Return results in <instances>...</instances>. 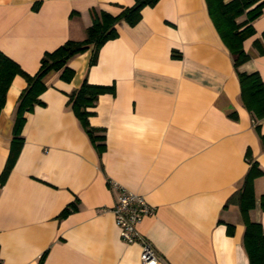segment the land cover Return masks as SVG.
Here are the masks:
<instances>
[{"label": "crops", "instance_id": "obj_1", "mask_svg": "<svg viewBox=\"0 0 264 264\" xmlns=\"http://www.w3.org/2000/svg\"><path fill=\"white\" fill-rule=\"evenodd\" d=\"M135 1L0 0V50L33 74L44 52L85 38L91 9L116 15ZM252 26L243 40L249 57L235 67L206 0H158L136 24L117 23L94 63L91 47L70 58L69 80L51 71L0 181L4 264H38L44 252L42 264H143L140 244L119 236L112 207L120 188L154 207L137 229L156 264H249L238 205L227 200L249 158L264 171V118L244 105L238 81V72L256 71L264 82V10ZM83 79L113 86L88 108L89 123L105 135L100 152L68 103ZM25 85L16 74L0 111V174ZM253 191L248 216L264 231V175ZM71 202L77 208L59 217Z\"/></svg>", "mask_w": 264, "mask_h": 264}, {"label": "trees", "instance_id": "obj_2", "mask_svg": "<svg viewBox=\"0 0 264 264\" xmlns=\"http://www.w3.org/2000/svg\"><path fill=\"white\" fill-rule=\"evenodd\" d=\"M157 1L136 0L131 6L123 7L116 15L104 10L91 9L92 22L86 28L85 38L82 40L68 39L55 49L44 52L40 58L39 67L33 74L25 72L16 61L0 50V111L5 103V95L13 77L20 74L26 80V85L17 99L11 144L0 174L1 182L13 167L23 142L21 128L25 121V114L30 112L36 104L42 103L39 96L46 88L45 77L51 71H60V76L69 80L73 75V70L67 66L70 58L91 47L89 64L94 63L101 45L117 36V23L125 21L129 25L136 24L141 18V9ZM206 3L211 19L232 54L234 66L237 67L249 57L243 49V40L254 33L252 21L264 10V0H206ZM241 15H245L244 20L237 21ZM238 81L244 105L254 114L255 118H264V82L258 72H238ZM111 91H113L112 85L93 84L83 79L79 87L68 96V103L99 152L105 148V135L102 129L93 127L89 123L88 118L92 111L88 108L95 105L99 94ZM261 142L264 146V135H261ZM260 175H264V171L258 167L255 160L249 158V168L242 185L227 200V203L238 205L245 226L243 244L249 264H264V231L259 222L252 221L248 216L249 209L255 205L253 180ZM259 206L264 209V193L259 196ZM76 208L74 202L67 204L59 213V217L66 216ZM226 226L227 232L232 233L233 225L227 224ZM44 255L45 252L40 256L38 264H42Z\"/></svg>", "mask_w": 264, "mask_h": 264}, {"label": "built area", "instance_id": "obj_3", "mask_svg": "<svg viewBox=\"0 0 264 264\" xmlns=\"http://www.w3.org/2000/svg\"><path fill=\"white\" fill-rule=\"evenodd\" d=\"M119 236L125 243L137 242L141 246L140 259L143 264H156L158 258L147 238L137 229L144 216L152 214L154 207L141 194L120 188L112 207ZM0 264L4 261L0 258Z\"/></svg>", "mask_w": 264, "mask_h": 264}]
</instances>
